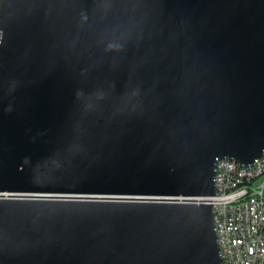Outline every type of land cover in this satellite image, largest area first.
<instances>
[{"label": "water", "instance_id": "1", "mask_svg": "<svg viewBox=\"0 0 264 264\" xmlns=\"http://www.w3.org/2000/svg\"><path fill=\"white\" fill-rule=\"evenodd\" d=\"M0 264H222V159L264 150V0H0Z\"/></svg>", "mask_w": 264, "mask_h": 264}, {"label": "built area", "instance_id": "2", "mask_svg": "<svg viewBox=\"0 0 264 264\" xmlns=\"http://www.w3.org/2000/svg\"><path fill=\"white\" fill-rule=\"evenodd\" d=\"M1 37V32H0ZM262 155L247 167L228 159L215 167L211 203L217 240H222L224 264H264V167ZM256 167V174H248Z\"/></svg>", "mask_w": 264, "mask_h": 264}, {"label": "bare ground", "instance_id": "3", "mask_svg": "<svg viewBox=\"0 0 264 264\" xmlns=\"http://www.w3.org/2000/svg\"><path fill=\"white\" fill-rule=\"evenodd\" d=\"M1 38V37H0ZM260 167H264V159L260 160ZM248 174H256V167H248ZM206 200H213V195L206 198ZM219 245V254L222 259H224V249H222V240H217ZM263 260H264V251H263ZM224 264V260H222Z\"/></svg>", "mask_w": 264, "mask_h": 264}]
</instances>
